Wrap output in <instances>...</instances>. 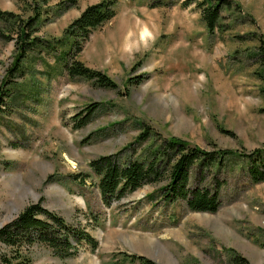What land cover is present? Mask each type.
<instances>
[{"label": "rangeland", "instance_id": "1", "mask_svg": "<svg viewBox=\"0 0 264 264\" xmlns=\"http://www.w3.org/2000/svg\"><path fill=\"white\" fill-rule=\"evenodd\" d=\"M60 1L0 0V8L24 19L39 10L33 34L51 41L99 0L64 8ZM221 23L208 31L194 3L181 0H117L114 17L77 54L117 88L68 76L60 45L41 41L27 52L0 112V225L42 198L98 241L95 248L82 242L68 257L35 243L31 264H264V181L253 182L241 160L208 170L206 180L224 181L214 212L191 210L180 199L165 202L161 182L106 205L94 175H86L89 159L102 153L148 157L159 140L152 134L140 143L143 127L204 149L264 146V70L257 56L264 0H234ZM14 56V40L0 38V85ZM92 101L99 106L76 126Z\"/></svg>", "mask_w": 264, "mask_h": 264}, {"label": "trees", "instance_id": "2", "mask_svg": "<svg viewBox=\"0 0 264 264\" xmlns=\"http://www.w3.org/2000/svg\"><path fill=\"white\" fill-rule=\"evenodd\" d=\"M76 0H61L64 8L75 4ZM117 0H99L87 4L64 28L62 35L46 41L33 34L34 23L41 12L27 18L17 13L0 8V38L14 40L15 56L6 68L3 82L0 85V112L6 107V100L11 95L16 81L15 73H20L21 62L27 52L38 42L46 41L49 48L60 45L63 67L70 77H82L94 85L105 88H117L116 81L105 71L85 64L78 53L90 33L116 14ZM234 0H181L182 6L194 3L199 10L208 31L222 27L221 18L224 7L232 5ZM161 3V2H159ZM236 6H239L235 2ZM257 46L258 60L264 70V38L259 37ZM141 77L133 78L138 82ZM99 104L89 102L76 117V126L83 125ZM264 110V107L262 108ZM148 127L138 134L140 143L147 142L155 136L157 145L149 149L148 157L118 158L116 152L102 153L89 159L88 166L93 174L94 184L98 187L104 204L109 205L112 199H119L141 187L146 182H161L160 197L165 202L183 200L188 208L196 211L214 212L220 204V187L223 179L215 175L208 181V170H216L241 160L240 170L253 182L264 181V146L249 151L213 148L204 149L176 136H161ZM157 134V135H156ZM84 179V178H83ZM85 242L92 248L98 244L97 238L80 222L68 221L57 211L37 199L26 204L12 220L0 225V264H31L32 245L44 243L60 257L73 255ZM242 259H245L241 257ZM240 259V258H239Z\"/></svg>", "mask_w": 264, "mask_h": 264}]
</instances>
